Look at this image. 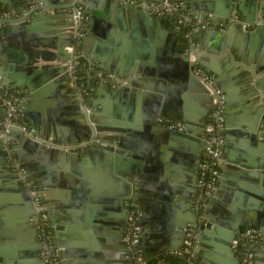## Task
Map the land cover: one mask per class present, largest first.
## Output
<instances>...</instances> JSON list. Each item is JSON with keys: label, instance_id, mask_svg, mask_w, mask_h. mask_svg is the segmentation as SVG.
I'll use <instances>...</instances> for the list:
<instances>
[{"label": "crops", "instance_id": "crops-1", "mask_svg": "<svg viewBox=\"0 0 264 264\" xmlns=\"http://www.w3.org/2000/svg\"><path fill=\"white\" fill-rule=\"evenodd\" d=\"M16 1L22 5L13 8L8 0L9 4L1 6L12 8L16 17L0 20V69L6 77L10 74L7 79L12 84L21 86L10 87L23 95L19 106L28 130L39 142L45 139L57 147L42 142L35 146L23 139V132L6 130L0 105V139L4 140L0 142V261L4 263L6 256L14 264H42L39 233L33 223L36 199L22 179L24 173L48 208L61 264H135L123 235L130 211L136 209L133 205L138 208L141 232H148L139 247L142 255L150 256L147 264L165 252L183 250L185 237L176 233L164 237L171 225L184 223L187 232L196 229L199 223L190 224L195 219L213 223L211 231L199 229L196 233L199 264H211L204 256L209 251L227 264H237L220 252L229 246L216 230L229 232L224 224L240 227V231L248 227L259 230L260 240L247 249L253 252L255 263L264 264V70L258 71L264 66V54L256 53L264 49V35L253 36L255 29L247 22H241L244 29L236 28V16L228 19V27L197 22L195 32L216 28L231 47L225 48L219 38L206 34L192 36L186 48L178 45L172 55L170 27L159 23L147 30L132 12L154 0H142L141 5L115 0L113 6L97 8L98 13L84 5L73 7L78 0ZM174 1L187 11L186 5L207 7L222 0ZM240 2L245 8L241 13L244 21L264 17V0H255L256 13L254 0H238L237 4ZM37 4L44 8L35 10ZM77 9L84 17L81 51L86 72L104 76L86 92L67 71L77 34ZM25 10L27 15H23ZM217 10L222 13L223 7ZM193 11L192 6L187 12L192 16ZM171 17L180 23L177 15ZM11 22L17 23V30L4 32ZM93 28L95 33H91ZM192 43L208 49L201 61L224 90L226 108L219 183L206 200L203 215L198 210L199 175L211 94L188 84L186 88L184 71L175 67L176 59L186 62ZM248 43L255 51L246 49ZM232 50L251 74L238 78L227 72L226 56L237 63ZM144 68L152 73H144ZM190 71L195 75L191 59ZM100 83L110 84V90ZM260 108L262 136L250 133L247 127ZM166 122L176 124L185 134H168L162 130ZM124 192L132 195L124 199ZM249 219L258 224L250 226ZM28 220L31 225L25 222Z\"/></svg>", "mask_w": 264, "mask_h": 264}, {"label": "built area", "instance_id": "built-area-1", "mask_svg": "<svg viewBox=\"0 0 264 264\" xmlns=\"http://www.w3.org/2000/svg\"><path fill=\"white\" fill-rule=\"evenodd\" d=\"M132 3L142 4V0H130ZM145 6L149 8L150 12L158 17L164 16H175L179 17L181 24L189 21L190 14L185 8L175 2L174 0H154L153 3H145ZM35 7L43 9V4H37ZM29 11L25 10L23 15H27ZM16 12L12 8H1L0 9V20L2 19H13L16 17ZM75 20L77 24V31L75 40L70 47L72 52V58L68 64V73L72 79L77 82L78 75H76V66L80 63V59L83 57L81 51V40L84 31L83 27V13L81 10H76ZM202 24V22H199ZM191 41V35H188ZM191 55V64L194 74L201 80V82L207 87L210 94L213 96L212 111L208 118L206 125V148L204 153V160L201 163L199 184L202 190V201L207 200L213 194L216 189L219 178V161L222 154V143L223 133L226 129V108L225 99L222 88L216 82L215 76L208 72L203 65L200 63V56L202 51L194 43L189 48ZM23 99V95L19 89L9 88L4 85L0 86V105L5 112L4 128L9 130L13 126H17L25 131L27 135L33 137L28 130L26 120L20 113V100ZM43 144L55 145L52 141L40 140ZM22 179L26 186L31 188L32 194L36 199V215L34 216L33 223L39 232L40 247H41V258L44 264H61V260L58 254V249L55 244L54 232L50 223V216L48 208L40 201L39 194L35 189V184L32 180L28 179L26 174L22 173ZM207 177V178H206ZM205 206V205H204ZM203 206V207H204ZM139 213L132 211L128 217V225L125 235V243L128 248V255L134 260L135 264H147L144 260L142 253L135 255V248L138 247L141 227L138 223ZM192 230L188 232V239L185 241V246L192 244ZM190 236V237H189ZM260 238L259 230L252 228L247 229L243 233L234 237L232 240V249L239 258L241 264H254V254L252 251L247 250L243 245L245 242L257 241ZM138 252L140 248L138 247ZM185 253L191 254L189 248H185ZM135 257L133 258V256ZM0 264H4L0 261Z\"/></svg>", "mask_w": 264, "mask_h": 264}, {"label": "water", "instance_id": "water-1", "mask_svg": "<svg viewBox=\"0 0 264 264\" xmlns=\"http://www.w3.org/2000/svg\"><path fill=\"white\" fill-rule=\"evenodd\" d=\"M11 1H12L13 8H16L19 5H22V4H20V2H17L16 0H11ZM237 1L238 0H231V2H228L226 0L225 1L222 0L221 3H217V4L212 3V4H209L207 7L204 6V5L202 6V5L198 4V3L197 4L194 3V5H192V6L194 7L195 11L192 12L193 13L192 16H190L189 21L186 22L185 25H182L181 23L176 24L174 22V19L171 16H168L164 20L163 19H160L156 15H153L150 12L149 8L146 7V6H145L146 8L145 7L144 8H140V9L138 8L135 11H133V9H132V12H133V14H135V16L138 15L139 21L146 26L147 30L151 29V27H153L154 24H159V23H162L163 25H168L170 27V31L169 32H171V34H174V35L172 36L173 42H172V44L169 43L170 44V47H169V45H168V47L170 48L169 52L173 55V52L174 51L176 52L175 49H176V47H178V45H183L184 48H186L187 45L189 44V37H187V40H188L187 42L184 41V37H186L184 35V32H183V30H184L183 27L184 26L192 27L191 32H190L191 37L192 36H194V37L195 36L204 37L206 34H208L209 36H211L213 38H216V37L219 38L221 40V42H223V46L225 48L231 47V46L228 45V39L222 38L221 37V34L222 33L220 31H218L216 28H213V30H212L209 27H206V28H201L200 31L195 32L194 29H195V25L197 24V22L199 23V22H203V21H210V22L215 23L218 26H220L222 24L224 27H228V19H231L233 16H236V17H238V20H239V23H237L236 26H235L236 28H238V29H244V24L241 23V22H247V23L250 24V27L251 28H254L255 29L254 30L255 33L253 34V36H263L264 35V22H263L264 17L263 16L261 17V15H259V17L257 18V20H256V18H249V20H245L244 21L243 20L244 18H243V16H241L242 15L241 13L244 12V9L245 8L243 7L242 2H240V3L237 4ZM23 2L24 3L33 4V3H36L37 0H23L22 3ZM112 2H115V0H78L77 3L73 7H80L81 5H84V6H87V7L91 8L92 9V13H94V12L95 13L96 12L98 13L99 11L96 10L97 8L98 9L101 8V10H102L103 8H106L107 6L108 7L109 6H113L112 5ZM5 3L9 4L8 0H0V7L2 6V4H5ZM255 3L256 2L254 0V4ZM128 6H132V5L130 3H128ZM192 6L191 5L190 6L186 5L187 11L190 12L192 10ZM219 6L221 8L223 7V12L222 13H220V11L217 10L218 8H220ZM257 6L258 5L256 3V5L254 7V13H256L257 12L256 10L259 9ZM40 9L41 8L37 7L35 10H40ZM261 9L264 10V4H262ZM224 10H225V12H224ZM219 15H221L222 17H219ZM91 17L93 18V14H91ZM176 19H178V18L176 17ZM258 20L259 21L261 20V22H258ZM91 23H93L92 20H91ZM16 24H17L16 22H11V25L6 26L2 30L4 32H6V33L7 32L8 33L9 32H12L13 30H17L16 29L17 28L16 27ZM95 32L96 31L93 28L91 30V33H95ZM194 41H195V43L197 42V40H194ZM249 47L252 49V51H255L251 47V45L248 43L246 49H248ZM200 48L202 50V54L200 56V63L202 65H204V63H202V61H201V58L203 57L202 55L204 54V51L205 50L208 51V49L206 48V46L205 47L200 46ZM177 52H179V51L177 50ZM216 53H218V52H216ZM256 53L257 54H261V53L264 54V49L261 48V50L260 51H257ZM243 54H244V50H243ZM231 55H232V57L235 58V61L237 63H233L232 62V59H231L230 55L226 56L223 61H224L225 66L227 68L226 70H229L227 72H229L232 76H235V77H238V78H241V76H243L246 73L251 74V72L249 70H246V68L243 66L244 63L243 64H240L242 62V58L239 57V55H238L237 52H234L232 50L231 51ZM241 55H242V53H241ZM241 57H244V55L241 56ZM190 59H191V55L189 54V52H187L186 62L185 63L181 62L180 60H179L180 61L179 62L177 59H176V62H175L176 63V66L175 67H178L179 66L180 70L184 71L185 76H186V77L183 76L182 84L184 83V86L186 88H187V84H188L189 86H191V88L193 90H196V91H198L200 93H203V94H208L209 93V90L207 89V87L201 82V80L197 76H195V75H193L191 73V71H190ZM249 65H251V64L249 63ZM143 66H144V64L143 63H140V67L142 68ZM96 69H99V68H96ZM263 70H264V66H259L258 67V71L262 72ZM137 71H138V69L136 70V72ZM92 72H93L92 74H96L97 71L96 70H93ZM144 73L150 74L152 72L150 70H148V69L147 70L145 69ZM1 75H3V78L2 79L0 78V83L6 85L8 87H10V86H18V87H21L19 85L12 84L7 79L8 77H10V74H8L7 75L8 77H6V73L3 72L0 69V76ZM94 77H95V79L93 81L91 79H89V81H88L89 83H92L94 85L96 83L100 82V81L102 82L101 79L104 78L102 76H99V77L98 76H94ZM112 83H113V81H112ZM258 83H261V81L258 80ZM119 84L121 86H125V85L121 84L120 82H119ZM100 86L103 89H107V90H110V87H111L110 84H105V83H100ZM144 88L147 89V87H144ZM29 90H30V93H31L32 88L29 87ZM32 97H33V95H32ZM209 97L211 99V102L213 103L212 95H209ZM95 107H97V106H95ZM262 110H263V108H260V109H258L256 111L255 115H253L251 117V122L247 126L249 128L248 131L250 133L256 134L258 136H262V133L259 132V129H258ZM25 113L27 114L26 111L23 112V114H25ZM174 116L177 119H181L180 116H178L177 114H174ZM167 117L168 118H173V116H169V115ZM34 127L36 129H38L37 128V122H35ZM11 129L13 131L23 132L24 135H23V133H21L23 139H25L26 141L30 142L31 144H33L35 146H39L40 145V142L37 139H35L34 136L31 137L29 135H25V131H23L21 128H19L17 126H13V127H11ZM162 130H164L165 132H167L168 134H171L173 136L181 135V134L184 135L185 134V132L179 131L177 128H171L169 126L162 127ZM29 132L32 134V132L30 130H29ZM3 141H4L3 139L2 140L0 139V142H3ZM54 149H57V148H54ZM132 181L133 180L129 179V184H132ZM127 194H128V192H126V193L124 192V199L127 198V196H129V195L131 196L132 195V192H129L128 195ZM35 207H37V206H35ZM35 214H36V212H35ZM199 221H200V219L199 220L198 219H195L190 224H193L194 226H197L198 223H199ZM251 221H254V220L253 219H249V225L250 226H252L253 224L254 225H257L258 224L256 221L255 222H251ZM25 222L26 223H29V225H31V222L29 220L28 221H25ZM125 225L126 224H124V230H125ZM32 226H34V225H32ZM143 226H145V224H143ZM186 226L187 225L184 224V223H182L180 225H175V226L174 225H171V227L169 228V233H167L165 235L164 239H167V237H169L173 233L174 234L176 233L177 235L182 236V237H185L187 239L188 238V234H187V231H185ZM222 226L224 228H226V229L229 228L228 230H230V231L227 232L225 229L221 230L220 228H216V230H217V232L221 233V235H222L223 238L227 239V240H225L226 242H224V243L227 244L229 242V246H224L226 249L224 251H220V252L224 256H226L228 258H232V259L236 260L237 264H241L240 260H238L235 252L233 251V249L231 247V241H232L233 237L236 234H239L241 232L240 231V227L238 228L235 225H229V224H224ZM212 227H213V223L212 222L201 223L197 227L198 229L197 228L195 229V243H197L196 233H197V231L199 229L200 230H203V231H205V230H210L211 231L212 230ZM37 231L38 230L36 229V234L39 233ZM145 232L144 233H142V232L140 233V239H139L138 247H142L143 242H144V237H147L148 236L147 235V233H148L147 232V229H145ZM204 233L206 235H210L207 232H204ZM151 237H154V236H151ZM200 241H201V239H200ZM37 248H38V246H35L34 247L35 251L37 250ZM173 248L177 249L178 246H173ZM59 253L61 255H63V254L65 255L66 254L63 251H61ZM204 256H205V258H207L208 260H210L211 264H227L226 260L225 261H222L220 258H218V256H214V254H212V252H210V251L209 252H206L204 254ZM143 257H144V260H146V261H148L149 258H150V256H149V258H147L145 255H143ZM39 261L42 264H44L43 259L39 258ZM28 262H29V260H28ZM132 262H133V260H132ZM4 264H14V263H13V260L8 259L5 256L4 257ZM19 264H26V261H24V262L20 261Z\"/></svg>", "mask_w": 264, "mask_h": 264}, {"label": "trees", "instance_id": "trees-1", "mask_svg": "<svg viewBox=\"0 0 264 264\" xmlns=\"http://www.w3.org/2000/svg\"><path fill=\"white\" fill-rule=\"evenodd\" d=\"M182 25H185V23H183ZM183 32L184 35L186 37H184V41L187 42V37L191 32L192 27H187L184 26L183 27ZM82 43V40H81ZM88 71V67H87V63L84 60V58L82 57L80 59V63L76 66L75 72L76 75H78V84L79 86L82 87L83 91L86 92V90L88 91V89H90L94 84L89 83L88 82V76H91V80L93 81L95 79L94 76L90 75V71ZM89 73V74H88ZM104 77V76H102ZM91 81V82H92ZM207 178V177H206ZM203 207L201 208L202 211ZM195 247H196V243L195 241H192V244L189 246H185V248H189L191 250V254H186L185 253V248L181 251L178 252H165L164 254H162L161 256H159L158 258H156L153 262H151L150 264H199L196 260V252H195ZM135 248V255H138L139 253H142L141 250L140 252H138V247H134ZM135 255L133 256V258L135 257ZM135 262L136 259L134 258ZM149 264V263H148Z\"/></svg>", "mask_w": 264, "mask_h": 264}, {"label": "flooded vegetation", "instance_id": "flooded-vegetation-1", "mask_svg": "<svg viewBox=\"0 0 264 264\" xmlns=\"http://www.w3.org/2000/svg\"><path fill=\"white\" fill-rule=\"evenodd\" d=\"M1 8H4V7H0V9ZM1 85H4V84H2L1 83ZM4 86H6V85H4ZM6 87H8V86H6ZM9 88H11V87H9ZM210 93V92H209ZM212 98H213V96H212ZM21 101L22 100H20V104H21ZM211 111H212V106H211ZM5 113V112H4ZM211 113V112H210ZM4 119H5V116H4ZM164 125H166V126H169V127H171V128H177V129H179L178 128V126L176 125V124H171L170 122H166V123H164ZM206 130V129H205ZM46 146H48L47 144H45ZM48 147H57V145L55 144V145H50V146H48ZM205 148H206V131H205V140H204V153H205ZM203 160H204V154H203V159H202V162H203ZM201 162V163H202ZM200 169H201V165H200ZM200 176V175H199ZM200 178V177H199ZM199 186H200V184H199ZM217 187H218V185H217ZM216 187V188H217ZM200 190H201V186H200ZM205 202H206V200H204V201H202V190H201V200H200V202H199V204H198V210H199V208H202L204 205H205ZM136 209H132L131 211H130V213L132 212V211H136V212H138V208L135 206V205H133ZM202 212V215H203V211H201ZM201 212H200V214H201ZM130 215V214H129ZM140 218V217H139ZM139 221H140V219L138 220V223H139ZM202 221H204V220H202ZM202 222H201V220L199 221V225L201 224ZM127 225H128V223H126V225H125V230H124V238H125V235H126V229H127ZM140 225V224H139ZM247 229H252V227H248V228H246V229H244L243 231H241L239 234H241V233H243L244 231H246ZM190 230H192L191 231V233H192V241H195V229H193V228H190L189 230H188V232L190 231ZM188 232H187V234H188ZM141 233V232H140ZM239 234H236L234 237H236V236H238ZM261 236V235H260ZM190 237V236H189ZM233 237V238H234ZM188 239V238H187ZM186 239V240H187ZM185 240V241H186ZM233 240V239H232ZM260 240V238L257 240V241H249V242H245L243 245L245 246V248L247 249V247H248V245H250V244H253V243H256V242H258ZM231 246H232V241H231ZM185 248V247H184ZM248 250V249H247ZM234 251V250H233ZM236 254V253H235ZM193 256V255H192Z\"/></svg>", "mask_w": 264, "mask_h": 264}]
</instances>
